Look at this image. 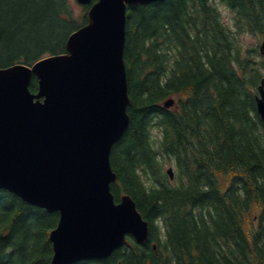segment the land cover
<instances>
[{
    "label": "trees",
    "instance_id": "16d2710c",
    "mask_svg": "<svg viewBox=\"0 0 264 264\" xmlns=\"http://www.w3.org/2000/svg\"><path fill=\"white\" fill-rule=\"evenodd\" d=\"M220 1L234 25L217 0L129 7L130 124L112 150V191L117 201L134 198L149 239L129 236L109 257L75 264H264V56L242 41L264 35V0ZM69 11V0H45L41 11L35 0H0V67L65 52L70 33L88 21L87 13L62 17ZM30 88L38 91L35 76ZM170 96L172 109L163 106ZM59 217L0 189V264H51Z\"/></svg>",
    "mask_w": 264,
    "mask_h": 264
},
{
    "label": "water",
    "instance_id": "95a60500",
    "mask_svg": "<svg viewBox=\"0 0 264 264\" xmlns=\"http://www.w3.org/2000/svg\"><path fill=\"white\" fill-rule=\"evenodd\" d=\"M151 1L158 0H78L91 4L89 20L69 36L67 52L0 67V189L59 212L51 264L109 257L127 235L149 238L134 198L125 193L116 201L111 154L130 124L128 6ZM260 49L264 54V41ZM259 90L264 121V79ZM168 173L174 177L173 167Z\"/></svg>",
    "mask_w": 264,
    "mask_h": 264
},
{
    "label": "rangeland",
    "instance_id": "374dc122",
    "mask_svg": "<svg viewBox=\"0 0 264 264\" xmlns=\"http://www.w3.org/2000/svg\"><path fill=\"white\" fill-rule=\"evenodd\" d=\"M35 2L39 3V11H41V9H43V2H44V5H45V0H35ZM217 3L219 5V7L221 8L222 16H223L224 20L228 24L232 25L233 22H234V15H233L232 10L230 8H228L220 0H217ZM69 5H72L74 14H77L76 16L80 17L81 16L80 14H82V11L84 10V7L82 5H80L77 2V0H69ZM83 21H84L83 18H79L78 24L83 23ZM53 22H54V25L57 24L56 18L53 20ZM66 33H67V29L66 28H64L63 30L59 31V34H60V37H61L62 40L65 39V37H67ZM62 40H60L61 42H59L61 45H63V41ZM262 40H263V36H261V35L245 34V35L242 36V41H243L245 46H248V45H258L259 46L261 44ZM175 98H177V97L175 96ZM155 134L157 135L158 132L155 131ZM171 165H173L171 162H167L165 164V170Z\"/></svg>",
    "mask_w": 264,
    "mask_h": 264
},
{
    "label": "flooded vegetation",
    "instance_id": "af4514ba",
    "mask_svg": "<svg viewBox=\"0 0 264 264\" xmlns=\"http://www.w3.org/2000/svg\"><path fill=\"white\" fill-rule=\"evenodd\" d=\"M68 16H69V18H70V16H71V18H72V16H73V15H72V12L69 11V15H68Z\"/></svg>",
    "mask_w": 264,
    "mask_h": 264
},
{
    "label": "bare ground",
    "instance_id": "6f19581e",
    "mask_svg": "<svg viewBox=\"0 0 264 264\" xmlns=\"http://www.w3.org/2000/svg\"><path fill=\"white\" fill-rule=\"evenodd\" d=\"M148 239H149V238H148ZM135 240H136V239H135ZM136 241H137V240H136ZM147 241H148V240H147ZM147 241H146V242H147ZM139 243H140V242H139ZM144 243H145V242H144Z\"/></svg>",
    "mask_w": 264,
    "mask_h": 264
}]
</instances>
